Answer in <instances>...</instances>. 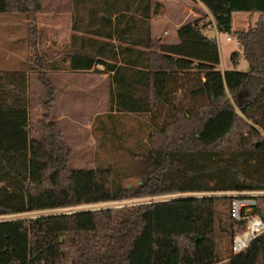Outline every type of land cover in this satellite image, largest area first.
<instances>
[{
    "label": "trees",
    "instance_id": "obj_1",
    "mask_svg": "<svg viewBox=\"0 0 264 264\" xmlns=\"http://www.w3.org/2000/svg\"><path fill=\"white\" fill-rule=\"evenodd\" d=\"M200 1L212 20L183 25L180 42L168 45L151 37L153 0H0V14L30 20L31 46L39 13H75L71 69L106 65L114 71L110 111L146 114L150 122L141 183L127 188L114 183L110 167H70L72 151L50 120L58 89L46 71L31 67L45 91L37 141L27 72L0 70V216L140 196L264 190V0ZM240 11L260 16L234 30ZM129 29L138 33L122 34ZM213 29L237 39L249 71L221 69L219 42L207 35ZM114 35L144 49L127 45L130 57L108 63L100 58L108 42L95 36ZM240 56L232 54L234 65ZM256 199L264 220V196ZM220 203L229 208L227 264H264V232L245 251L232 252L246 221L234 219L232 198L220 195L0 219V264H217Z\"/></svg>",
    "mask_w": 264,
    "mask_h": 264
},
{
    "label": "rangeland",
    "instance_id": "obj_2",
    "mask_svg": "<svg viewBox=\"0 0 264 264\" xmlns=\"http://www.w3.org/2000/svg\"><path fill=\"white\" fill-rule=\"evenodd\" d=\"M154 1V0H153ZM152 2V12H153ZM183 11V12H182ZM68 13H39L34 23L37 26L36 45L28 43L27 31L30 20L25 15L6 13L0 14V69L24 70L31 67L43 69L49 79L56 85L57 99L54 105L51 121L57 124L61 130L63 139L72 151L69 165L74 169L112 168L114 183L118 181L124 186L138 185L142 169L146 167L142 154L148 148L149 118L146 114H130L118 111H110V86L108 78L97 80L84 72L80 98L76 100L62 99L60 83L61 76H53L47 68L51 66L53 59L64 52L65 21ZM70 14H75L70 12ZM61 15L57 21L54 16ZM186 15L182 7H168L165 13V21L173 26L175 21ZM260 14L252 17L248 12H237L233 21L236 30L246 29L252 26ZM202 21L204 18H201ZM205 21V20H204ZM206 22V21H205ZM211 31V30H210ZM209 36L217 38L221 52V67L224 69L237 68L249 71V64L243 55L237 39L224 33L211 31ZM230 37V39H229ZM240 51L239 63L234 65L232 54ZM58 61V58L57 60ZM50 62V63H49ZM59 62V61H58ZM55 63V61H54ZM32 69V68H31ZM75 81V80H73ZM29 86L31 97V123L32 134L37 141L42 138L40 121L43 118L42 102L45 91L38 79L37 72L33 69L29 73ZM59 96V97H58ZM78 98V97H77ZM77 103V104H75ZM116 179V181H115ZM127 187V188H130ZM205 193H172L159 196H140L126 198L112 202H101L90 205L44 210L18 215H4L0 219H10L22 216H38L41 214L72 212L80 209H98L106 207H123L147 203L150 201H162L171 198L185 196H201ZM219 209L225 211L222 223L217 227V242L219 245L217 264H227L230 252V219L228 205L219 204ZM228 213V214H227Z\"/></svg>",
    "mask_w": 264,
    "mask_h": 264
},
{
    "label": "crops",
    "instance_id": "obj_3",
    "mask_svg": "<svg viewBox=\"0 0 264 264\" xmlns=\"http://www.w3.org/2000/svg\"><path fill=\"white\" fill-rule=\"evenodd\" d=\"M172 6L173 8H184L186 10V15L181 18L178 21H175V24L173 26H170L166 21H165V13L168 7ZM153 12L151 14V17L149 19V23L151 26V37L153 40H156L160 42L161 44H178L180 42L179 36H178V30L181 28L183 25L193 22L195 20L204 18L203 21L201 19L202 23H205V21H211L212 16L211 13L209 12L208 8L200 1V0H154L153 1ZM183 12V11H182ZM237 12L233 14V21L235 18ZM256 14V13H255ZM259 14V13H258ZM130 14H127L126 18H129ZM67 21H65V36L67 39L64 41V52L60 55H58V61L57 58L53 59L51 62L50 67L47 68L48 73L50 72L51 75L53 76H61V83H60V89L59 93L61 91V95H59L63 100H76L78 101L80 98V93L82 89V85H84L82 78L83 75L85 74L84 72H95L96 74H90L89 76H94L97 80L103 79V78H108L110 79L111 82V76H113L114 71H110L106 69V65L104 64H97L95 68L97 70H72L71 69V55H70V46H71V34L73 33V23L75 20V17L77 18L76 15L68 13L66 15ZM250 16V13H249ZM55 21H57L58 18L62 19L61 15H57L53 17ZM115 17H113L114 19ZM205 20V21H204ZM140 24V23H139ZM128 27V24L125 22L120 26V30H126ZM234 27V25H233ZM147 29L146 25L143 23L142 25V30ZM234 30H236L234 28ZM211 31L217 32V30L213 29ZM211 31L207 32V35L209 36V33ZM78 33L82 35L81 32H77V30H74V33ZM135 32L138 33V29H134L132 31L131 29L127 30L126 33H122L125 36L127 33H130L131 35L134 34ZM218 33V32H217ZM90 36V35H88ZM97 37L100 41L103 42H108V45H105L106 47V52L104 58L108 63H113L116 64L117 66L121 65L123 63L124 59H127L130 57L132 54L130 51H126L125 47L127 45H130V47H133L132 49H144L143 46L140 45H132L129 44L128 42L120 41L116 36L114 35L113 38H105L103 36H95ZM210 37V36H209ZM99 43H102L100 42ZM55 61V63H54ZM50 63V62H49ZM131 67V66H130ZM221 67V66H220ZM221 69L224 71L226 69L222 68ZM1 70V69H0ZM6 71H23V70H6ZM32 69L29 68L27 71L28 77L29 73H32ZM75 80V81H73ZM58 96V97H59ZM78 97V98H77ZM77 104V103H75Z\"/></svg>",
    "mask_w": 264,
    "mask_h": 264
},
{
    "label": "built area",
    "instance_id": "obj_4",
    "mask_svg": "<svg viewBox=\"0 0 264 264\" xmlns=\"http://www.w3.org/2000/svg\"><path fill=\"white\" fill-rule=\"evenodd\" d=\"M203 195L230 196L232 198V217L237 221H246L245 228L242 231H237L233 236L232 252L234 254L248 249L257 236L264 232V220L255 212L256 198L264 196V190L213 192Z\"/></svg>",
    "mask_w": 264,
    "mask_h": 264
},
{
    "label": "water",
    "instance_id": "obj_5",
    "mask_svg": "<svg viewBox=\"0 0 264 264\" xmlns=\"http://www.w3.org/2000/svg\"><path fill=\"white\" fill-rule=\"evenodd\" d=\"M138 183L140 184L141 183V180L140 181H138ZM130 186H132L131 184H129L127 187H130Z\"/></svg>",
    "mask_w": 264,
    "mask_h": 264
}]
</instances>
